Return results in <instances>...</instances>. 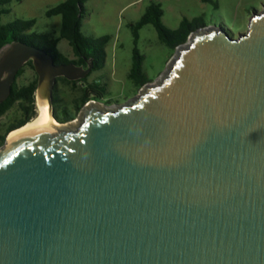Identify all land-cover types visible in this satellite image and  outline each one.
<instances>
[{
	"label": "water",
	"instance_id": "water-1",
	"mask_svg": "<svg viewBox=\"0 0 264 264\" xmlns=\"http://www.w3.org/2000/svg\"><path fill=\"white\" fill-rule=\"evenodd\" d=\"M29 62L58 122L57 80L94 65L12 43L0 104ZM0 264H264V3L238 38L192 33L125 105L90 103L69 130L37 118L7 139Z\"/></svg>",
	"mask_w": 264,
	"mask_h": 264
},
{
	"label": "rangeland",
	"instance_id": "rangeland-1",
	"mask_svg": "<svg viewBox=\"0 0 264 264\" xmlns=\"http://www.w3.org/2000/svg\"><path fill=\"white\" fill-rule=\"evenodd\" d=\"M65 0H11L5 7L10 13L2 18L3 24L16 20H35L32 32L58 38L62 27L60 16L49 18L47 12ZM264 0H92L85 5L83 32L93 38L110 37L106 47V61L102 70L93 72L84 83L59 81L58 96L62 107L68 108L74 116L65 125L77 126L81 122V111H74L73 106L79 102L86 86L99 84L104 91L98 90L91 98H95L105 109H115L125 105L140 95L144 88L137 89L129 79L133 64L135 38L132 25L145 14L147 8L157 4L164 10L163 23L170 29L179 28L184 19L198 21L201 29H222L231 37L238 38L248 29L249 20L255 11H261ZM59 50L70 60H75L72 47L62 40ZM138 49L145 56L144 71L152 81L148 85L159 82L176 51L164 45L153 25H147L139 32ZM38 80L34 68L25 66L23 73L17 78L19 88L28 86ZM38 109V108H37ZM19 117L18 107H14L0 119V130ZM0 134V143H1ZM7 136L6 140L8 139ZM6 143V142H5ZM4 144L0 146L3 147Z\"/></svg>",
	"mask_w": 264,
	"mask_h": 264
},
{
	"label": "trees",
	"instance_id": "trees-1",
	"mask_svg": "<svg viewBox=\"0 0 264 264\" xmlns=\"http://www.w3.org/2000/svg\"><path fill=\"white\" fill-rule=\"evenodd\" d=\"M90 1L92 0H65L57 7L50 9L47 12L49 18L60 16L62 19L60 36L58 38H52L49 35L32 32L36 25L35 20H16L9 24H3V16L10 13V10L5 9V7L11 3V0H0V54L12 43L21 42L47 52L55 59L57 64L74 63L80 67H87L93 64L94 68L92 73L102 70L105 66L107 56L106 47L110 42V37L93 38L83 32L85 5ZM163 17L164 10L162 7L157 4H152L147 8L141 19L132 25L135 48L129 79L137 89L144 88L152 82L144 71L145 56L138 49L139 32L141 29L147 25H153L158 32L160 41L171 51L175 52L180 46L189 41L192 33L202 28L197 20L190 22L184 19L179 28L173 30L164 25ZM62 40H66L72 47L74 56L76 57L75 60L68 59L59 50L58 46ZM27 65L34 68L32 62H29ZM22 73L23 69L20 71L18 77ZM61 80L69 82L65 78H60L59 81ZM72 83L76 84L78 82ZM37 88L38 80L21 88L15 82L10 97L4 103L0 104V119L16 106L20 112L29 113L27 119L7 129L6 134L1 137L0 146L6 142L7 136L12 131L18 130L23 126L25 127L33 118L37 117ZM98 90L104 91L97 83L85 88L82 94L83 104L77 108L76 112L81 111L88 100L91 99L89 96L93 93H98ZM73 118L74 116L71 119H66L64 123L71 121Z\"/></svg>",
	"mask_w": 264,
	"mask_h": 264
},
{
	"label": "flooded vegetation",
	"instance_id": "flooded-vegetation-1",
	"mask_svg": "<svg viewBox=\"0 0 264 264\" xmlns=\"http://www.w3.org/2000/svg\"><path fill=\"white\" fill-rule=\"evenodd\" d=\"M84 67V66H82ZM85 69H88L89 66L87 67H84ZM92 74V72L90 73V75ZM90 75L88 77H90ZM88 77L86 79H88ZM60 79V78H59ZM59 79L57 80V83H56V86H55V90H54V98H53V113H54V116L55 118L58 120V122L60 123H63V124H66L64 123L66 121V119H71V117H73V115L69 112V109L68 108H65V107H62V101L61 99L59 98L58 96V89H57V85H58V81ZM67 80V79H66ZM85 80V79H84ZM68 81V80H67ZM87 81V80H86ZM86 81H77L78 83H84ZM71 82V81H69ZM88 86H86L87 88ZM83 94V93H82ZM90 98L92 97V94L89 96ZM82 95L80 97V100L78 103H76L74 106H73V110L76 111L77 108L83 104V100H82ZM90 103H102V102H99L98 100H96L95 98H91L90 100H88V102L84 105V106H87L89 105ZM37 115H38V109H37ZM29 117V113H26V112H20L19 111V117L16 118L12 123H10L9 125H7L3 130H0V134L2 136H4L6 134V131L7 129L12 126V125H16L18 123H20L22 120H25ZM35 119V118H33ZM32 119V120H33ZM72 121V120H71ZM70 122V121H69ZM68 123V122H67Z\"/></svg>",
	"mask_w": 264,
	"mask_h": 264
},
{
	"label": "bare ground",
	"instance_id": "bare-ground-1",
	"mask_svg": "<svg viewBox=\"0 0 264 264\" xmlns=\"http://www.w3.org/2000/svg\"><path fill=\"white\" fill-rule=\"evenodd\" d=\"M37 108H38V115L35 119L42 118V119L52 120L54 123V128L59 129V130H69L73 126V125H65V124H61V123L57 122L52 116L51 109H50L48 103H41V102L37 101ZM31 122L28 123L25 127L12 132L8 137V142L14 141V139L20 133H22L31 124Z\"/></svg>",
	"mask_w": 264,
	"mask_h": 264
},
{
	"label": "crops",
	"instance_id": "crops-1",
	"mask_svg": "<svg viewBox=\"0 0 264 264\" xmlns=\"http://www.w3.org/2000/svg\"><path fill=\"white\" fill-rule=\"evenodd\" d=\"M264 3V2H263Z\"/></svg>",
	"mask_w": 264,
	"mask_h": 264
}]
</instances>
